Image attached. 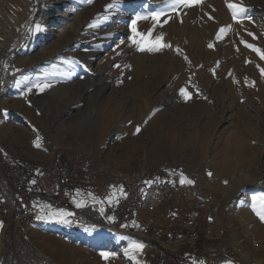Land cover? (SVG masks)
<instances>
[{"label": "rangeland", "instance_id": "obj_1", "mask_svg": "<svg viewBox=\"0 0 264 264\" xmlns=\"http://www.w3.org/2000/svg\"><path fill=\"white\" fill-rule=\"evenodd\" d=\"M213 1L209 5L216 13L228 8L226 0ZM231 1L242 3L246 12L234 20L228 8L230 14L225 18V25L230 24L234 36L229 39L224 34L231 49L215 48L216 57L214 60L212 57V62L218 80L214 78L202 87H187L190 91L185 88L189 93V98H185L180 93L181 87L172 86L168 80L154 86V80L147 75L142 83L151 82L149 98L156 100L152 104L150 100L146 103L136 99L139 87L127 92L124 71L128 68L126 65L129 68L136 65L135 58L147 60L148 65L157 63L153 56L162 50L140 51L129 39L133 35L131 26L136 20L138 32L144 34L148 23L145 21L153 19L150 13H161L159 22L163 16L172 14L171 0H92L91 3L87 0H0V152L7 158L35 161L60 152L91 162L104 179L115 177L122 186L124 183L117 176L135 177V189L149 183L153 174L157 175L156 179L193 180L194 184H181L180 195L168 196L154 211L147 207L149 194L141 198L140 210L147 207L153 212L151 227L176 229L173 219L168 223L169 207L188 201L198 193L223 198V204L236 213L243 228L240 239H231L230 235L221 238L227 243L228 260L249 264L250 259H256L264 264V222L252 209L253 197L257 198L258 207L259 200L264 198V73L261 72L264 59L239 43L243 40L264 51V0ZM200 3L201 0L190 7L180 6L181 16L189 18L196 9L198 14L203 13ZM221 4L225 7L220 10ZM75 15L80 20L72 35L65 32V22L68 20L71 25ZM154 35L144 44L154 41ZM232 40L239 45L229 42ZM65 42L68 46L62 49ZM175 52L169 54L184 58L182 49L177 55ZM228 58L233 65L230 63L231 68L225 74ZM235 66H239L238 71ZM221 70L226 78L222 79L224 85L218 86L222 81ZM235 71L241 79L238 82L233 81ZM97 79L99 83L91 89L90 83ZM36 83L51 87L40 92L33 87ZM28 88L32 91L28 92ZM156 109L159 110L156 112ZM158 115L163 117V122H152ZM137 125L141 131L134 134ZM37 137L39 148L34 145ZM240 142L243 145L237 148ZM241 151L253 158L254 165L238 167L234 163V157ZM208 172L212 173L211 177ZM198 218L201 254V242L214 234L209 229L203 230L205 226ZM148 221L126 226L120 221L106 222L103 226L75 225L65 232L32 224L25 232L14 233L9 244L0 229V264H152L155 251L148 250L144 241L128 233L149 224ZM183 224L177 228L181 229ZM134 242L145 245L135 253L136 259L125 254L126 249L132 252L130 246ZM236 243L242 255L240 249L236 250ZM184 248L189 249L188 245L181 250ZM102 251L116 255L105 260L100 255ZM200 254L190 255L193 261L190 258L188 264L203 260ZM169 259L174 262L173 258ZM204 261L211 264L210 259Z\"/></svg>", "mask_w": 264, "mask_h": 264}, {"label": "crops", "instance_id": "obj_2", "mask_svg": "<svg viewBox=\"0 0 264 264\" xmlns=\"http://www.w3.org/2000/svg\"><path fill=\"white\" fill-rule=\"evenodd\" d=\"M50 155L51 156L49 157L44 156L38 161L31 160V162L36 165L35 173L38 186L44 187L46 185H52L56 187L58 192H61L57 185L56 179L50 177L45 170L46 165L52 160L55 155H61L64 161L77 168L79 173L78 183L64 192L66 198L69 200L70 204L73 207L79 208L80 210L84 211V208H86L88 205H92L96 207L102 215V212L108 207H112V209H114L121 201L131 200L134 206L133 214L130 218L123 220L121 224L134 225L137 224V222L141 223L146 219L149 220V224H145L151 227L150 220L152 219H150V214L153 212L147 210V207L146 210H140L139 206H141V198L144 199L146 195L148 196V194L156 188V186H158L162 182L167 181L168 179H161V177H158L156 179L154 177H157V175L153 174L152 179L149 180L153 183V186L150 185L149 182L147 184L139 185L142 188L137 186L138 188L136 187V189H128L127 186H122L121 183L117 181L118 179L115 177L111 178L110 176V180L104 179L103 174H100L97 170H95L91 162L81 160L78 157L73 158L69 157L68 155L64 156L60 154V152ZM2 157L4 159H7V157L3 155ZM18 159L24 158L19 157ZM125 190H127L128 192H124ZM143 190H145L146 192H143ZM5 198L8 200V205L6 213L0 212V221L3 222V227L0 229L2 230L1 235L5 237L7 244L12 242V239L10 238H13L14 233H21H19V231H17L13 225L14 215L18 212H22V210H24V208H26L28 205H31L32 217L26 225V230L28 229V226L32 224L43 225L48 228H52L53 230L62 232L72 230V228L75 227V225L71 224V222L68 224H63L58 222L37 220V215H43L46 212H52L56 210V208H53L47 202L30 201L28 200V198L15 191H11V194L9 196H5ZM113 198H116L115 202L112 201ZM77 202H80L82 206L77 207ZM169 209L170 212H167L171 217V220H169L168 223L173 219L176 223V226L179 227L186 219L188 220L191 217L198 216L201 218L205 226L203 230H206L208 232L209 229V231L214 234L210 236V239H204L200 244V248L203 249V252L201 253L203 254V261L210 259L211 264H222L223 261L228 260V252L227 243L224 242V240L221 238L225 237L226 235H230L231 239L236 240L242 237L241 232L243 228L240 224L239 217L232 210L230 211L225 207V205L223 204V198H214L205 196L204 193H198L190 200L179 201L174 205L173 208L169 207ZM85 214L88 216V219H92L89 214H87L86 212ZM70 217H68V219H70ZM111 217L112 219H109V217H104L105 223H111L114 220V216ZM23 235L26 236V234ZM147 246L148 250H150V245L147 244ZM198 254H200V252ZM198 254L196 255L198 256ZM190 255H192L190 251L187 248H184L182 251V262L179 263L188 264L189 259L191 258ZM154 256L155 255H153L152 260H154Z\"/></svg>", "mask_w": 264, "mask_h": 264}, {"label": "bare ground", "instance_id": "obj_3", "mask_svg": "<svg viewBox=\"0 0 264 264\" xmlns=\"http://www.w3.org/2000/svg\"><path fill=\"white\" fill-rule=\"evenodd\" d=\"M212 2H214V1L213 0H201L200 4H202V12L203 13L200 12V14H198L199 10L196 9L192 13L193 14L192 16H189L190 14H187L189 16V18H183L181 16V14H182L181 11L179 9H177L175 11L173 10L172 14L169 13V15L171 14V16H169V15L163 16V18H161L160 22L159 21H155L154 19H149V20L145 21V22H148L147 23V27H146L147 30L143 34L145 37L148 38L145 41H149L151 39V37H153V35L155 33H158L159 36L163 37V41L162 42L170 43L172 45V47L171 48H163L160 53H156V55L153 56V57L156 58L157 63L152 64V65H148L149 63H147V60L145 61L142 58L141 59L135 58L134 60L136 62V65H134V62H133L134 66L132 68L128 67L124 71L125 72L124 76L126 77V78H124V79H126L124 86L127 89V92H130V90L134 91V89L139 87V89L137 90L138 95H137L136 99L144 101L146 103H149L151 101L152 104L153 103L155 104L156 100L154 98L153 99L149 98L151 96V94L148 91V85L151 82L148 83V80H147V81H145V84L142 83V78H144L147 75L150 76L151 79L154 80V83H153L154 86L157 85L158 83H161V82H164V81L168 80L167 82L171 83L172 86H178V87H181V88H184V89L187 88V87H189L191 89V87H193V86L194 87H196V86L197 87H202L204 84L208 83L210 80H212L214 78H217V80H218L217 74H214V72H215L214 71V64L212 62L215 59L214 57H216L215 48H216V46L217 47L221 46V47H225V49L228 50V48H229L228 45L229 44L227 43V40H226L227 35L225 36L224 34H228V38L231 37V36H234V35H233V32H231L233 30V28H232V30H230V27L228 26L230 24L228 23V25H225V20H226L225 18H226V16H229L228 14H230V13H228V12L230 10L228 8H226V10L224 11V9H223L224 5L221 4L222 8H220V10L223 9V11H218L219 13L218 12L216 13L214 9L213 10L210 9V5L209 4L212 3ZM214 7H215V5H214ZM203 8H205V11L203 10ZM189 12H190V10H189ZM231 13H232V11H231ZM194 15L195 16L199 15L200 16L199 19H194V17H193ZM209 17H212V18L210 19ZM78 20H80L79 19V15H75V18H74L73 23L71 25L68 23V20H67L65 22V27H66V29H65L66 31L65 32L66 33H72V35H74L73 34L74 30H72V29L74 27L78 28V24H79ZM165 20H167V23H164ZM142 21L143 20H141L140 22H142ZM157 22H159V23H157ZM237 22H240V21H237ZM221 27H225V32H224V34H222V35H220L218 37V32H219V29ZM227 27H229V28H227ZM245 29H246V27H245ZM140 31H143V29L141 28ZM246 32H248V31H246ZM73 38L74 37H72V39ZM243 38H245V37H243ZM248 41H249V39H248ZM213 42L215 43V44H213L214 47L213 48H209L208 45L210 43L212 44ZM229 42H233V40L229 41ZM250 42H251V39H250ZM233 43H235V42H233ZM236 43H238V42H236ZM239 43L241 44V42H239ZM66 46H68V44L65 42V46H63L62 49L64 47H66ZM177 47L179 49H182V51L185 53L184 56L183 55L182 56L183 57L187 56L188 60H185L184 58L183 59H178L177 58L178 56L173 57L171 54H169V53H174L176 51ZM231 47H233V45ZM187 48L190 49V50H188L189 52L187 51V53H186V49ZM238 48L239 47H237V49ZM229 49H231V48H229ZM234 50H236V49H234ZM224 52L226 53V50ZM224 52H223V54H224ZM234 53H237V51L234 52ZM55 54L51 55L50 57H54ZM175 54H176V52H175ZM229 55H231V53ZM233 55L235 56L236 54H233ZM233 55H232V58L234 59V61H237V59H238L237 55L238 54L236 55L237 59L234 58ZM140 56H138V57H140ZM212 57H213V60H212ZM240 59H238V60H240ZM249 61H250V59H249ZM227 62L229 63V58H228ZM240 62L238 61V63H240ZM242 62H243V60H242ZM230 63L233 65L232 62H230ZM230 63L226 67L225 74H227L226 72L228 71V69L230 67ZM238 67L235 66V70L236 71H238ZM240 67H242V66H240ZM250 67H251V65H250ZM253 69H255V68H253ZM236 71H235V74H237ZM220 72H221L220 76H222V77L219 78V79L222 80L223 78H226L222 74L224 72L222 70ZM240 80L241 79L238 77V74L234 76V73H233V81L234 82H238ZM98 83H99V79L92 81L90 83L91 89L94 88ZM223 83H224L223 80L220 81L218 86L222 85ZM228 84L233 85L231 83V80L228 81ZM252 84H254V83H252ZM239 85H240L239 83L238 84L236 83V86H239ZM226 86H227V84H226ZM236 86H234V87L230 86V87L232 89H234V88L236 89ZM189 88H187V89L189 90ZM194 89L195 88H193L192 90L194 91ZM96 90L97 89H95L94 91H96ZM191 96H194V95H191ZM198 96H199V94H198ZM241 96H243V95H241ZM129 97H130V95H129ZM238 97H240V96H238ZM149 105H151V104H149ZM158 110L159 109H156V112ZM163 117H164V114H163ZM163 117L158 115L154 119L155 121H152V122H154V123L155 122H161L162 123L163 122V120H162ZM247 117H250V116L248 115ZM157 119H158V121H157ZM233 136H235V135L233 134ZM233 136H230V137L234 138V140H236L237 138L235 139V137H233ZM229 142H230V140H229ZM231 143H232V141H231ZM240 144H241V142L238 143L239 146H237V148H241L242 147L241 145H243V144H241V145ZM231 145L232 144H230L229 146H231ZM229 146H227L226 148H228ZM247 150H248V148H247ZM244 152H245V150H244ZM254 152H252V153H254ZM236 153H237V150H236ZM246 153H247V151H246ZM234 160H235L234 163L238 167L244 166V165L245 166L246 165H249V166L250 165H254L253 158H248V157L244 156L242 151H241V154H239L236 157H234ZM257 162L258 161H256L255 164H257ZM111 230H114V227H112ZM125 233H127V232H125ZM238 245L239 244H235L236 250L240 249L239 248L240 246H238ZM239 251H240V254L242 255L243 254L242 249H240ZM248 263L249 264H263L262 261L256 260V259L255 260H253V259L251 260L250 259L248 261Z\"/></svg>", "mask_w": 264, "mask_h": 264}, {"label": "built area", "instance_id": "obj_4", "mask_svg": "<svg viewBox=\"0 0 264 264\" xmlns=\"http://www.w3.org/2000/svg\"><path fill=\"white\" fill-rule=\"evenodd\" d=\"M36 165L31 160L26 159H4L0 155V212L6 213L8 200L11 191L22 194L30 201L47 202L53 208L64 209L70 213L87 217L81 210L73 207L66 198L65 191L75 186L79 181L77 168L64 161L61 155H55L46 165L47 174L55 178L61 192L52 185L38 186L36 180ZM119 177L126 185L134 187L135 177ZM32 181H35L33 184ZM179 180H168L162 182L154 189L148 199V209H159L168 196H178L181 192ZM133 213V206L130 200L120 203L113 210L107 208L103 215L114 216L115 221H123ZM32 209L28 205L22 212H18L13 217V225L19 232L26 230L27 223L31 220ZM201 222L198 217H192L186 221L181 229L168 231L159 226L152 228L148 225L141 226L137 230L128 231L129 234L138 237L141 241L150 243V249L155 251L153 264H180L182 262V247L188 245V250L192 254H198V242L200 240L199 226ZM117 228V227H116ZM135 237V238H136ZM166 245V249L163 246ZM169 257L174 259L172 263Z\"/></svg>", "mask_w": 264, "mask_h": 264}, {"label": "snow or ice", "instance_id": "obj_5", "mask_svg": "<svg viewBox=\"0 0 264 264\" xmlns=\"http://www.w3.org/2000/svg\"><path fill=\"white\" fill-rule=\"evenodd\" d=\"M88 3H91L92 0H87ZM172 3V8L173 10H177L180 6H191L193 3H199V0H171ZM226 4L227 7L232 10V15H233V19L237 20L239 19L243 13L246 12V8L242 5V3H236V2H230V0H226ZM151 17L156 20L159 21L160 17H161V13H150ZM210 19L212 17H209ZM139 19V17H138ZM164 23H167V20L164 21ZM132 32L133 35L131 37H129V39L132 41V43L136 44L139 48L140 51H160L163 48H171L172 45L170 43H165L162 42L163 41V37L161 36H157L155 37L154 41H150L147 45L144 44V41L146 39H148L147 37H145L143 34L139 33L137 31L136 28V20H133L132 22ZM225 32V27H221L219 29L218 32V37L222 34H224ZM248 35L254 36L253 33H248ZM137 36H140V39H137ZM241 43L245 44V46L249 49H252L254 52H256L257 54L260 55L261 59H264V51H262L260 48L255 47L253 44L251 43H247L246 41L241 40ZM209 48H213L214 45L213 44H209L208 45ZM177 53L180 52V49L177 47L176 48ZM185 60H188V57L185 56L184 57ZM117 67H119L117 65ZM126 67H130V65H126ZM261 72L264 73V69H261ZM34 88H36L38 91L43 92L46 88L51 87L50 84H41V83H36L33 85ZM28 92L32 91V88H28L27 89ZM180 93L182 96H185V98H189V93L186 92V90L184 88L180 89ZM21 95H24V93H22ZM7 110H5L6 112ZM145 123H147V121H145ZM141 131V127L139 125L136 126L135 128V133L134 134H138ZM40 138L37 137V140L34 141V145L35 147L39 148L41 147L40 143H39ZM208 176H212L211 172H208ZM187 182L188 184H194L195 181L193 180H187L185 181L184 179L180 180V183L183 184ZM32 183L34 184L35 181H32ZM225 183H227V181H225ZM253 204H252V209L253 211H255L256 215L259 217V219L264 222V198H261L259 200V207L257 206V198L253 197ZM110 200V198H109ZM81 203L77 202V207H81ZM103 211V210H102ZM72 214L66 212L64 209H56L55 211L52 212H46L43 215H37L36 219L37 220H43V221H51V222H58V223H63V224H68L70 223V219H68V217H70ZM109 219H112V217H109ZM211 219V218H210ZM126 226V225H123ZM138 226V225H137ZM3 227V222L0 221V228ZM132 252L129 253V250H125V254H131L133 259H136L135 253L136 252H140L144 249L145 245L143 243H138V242H134L131 246ZM100 255L107 260L109 257L116 255L113 252H108V251H102L100 253ZM139 264V262H138ZM194 264H205V261L200 260V261H194ZM222 264H234L233 261L230 260H225L222 262Z\"/></svg>", "mask_w": 264, "mask_h": 264}, {"label": "trees", "instance_id": "obj_6", "mask_svg": "<svg viewBox=\"0 0 264 264\" xmlns=\"http://www.w3.org/2000/svg\"><path fill=\"white\" fill-rule=\"evenodd\" d=\"M84 211L92 217V219L88 218H80L76 215H72L70 217L71 224L73 225H104L105 220L102 217L101 213L98 209L92 205H88L84 208Z\"/></svg>", "mask_w": 264, "mask_h": 264}]
</instances>
